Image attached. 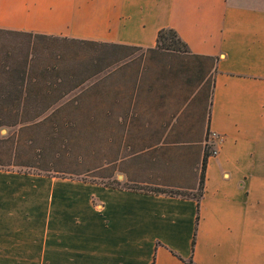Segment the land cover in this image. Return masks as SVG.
Listing matches in <instances>:
<instances>
[{
	"label": "crops",
	"instance_id": "crops-1",
	"mask_svg": "<svg viewBox=\"0 0 264 264\" xmlns=\"http://www.w3.org/2000/svg\"><path fill=\"white\" fill-rule=\"evenodd\" d=\"M0 30L89 42L42 127L103 146V182L35 200L0 170V264H264V0H0ZM205 150L197 209L147 191L194 192Z\"/></svg>",
	"mask_w": 264,
	"mask_h": 264
},
{
	"label": "trees",
	"instance_id": "trees-1",
	"mask_svg": "<svg viewBox=\"0 0 264 264\" xmlns=\"http://www.w3.org/2000/svg\"><path fill=\"white\" fill-rule=\"evenodd\" d=\"M1 34L9 35V32L0 30ZM20 35L26 38L22 48H19V44L18 47L14 44L0 47V129L17 128L18 132L13 142L15 146L23 129H38L52 121L55 110L43 115L71 90L73 75L78 73V63L75 59L86 57L87 51L82 48L89 45V42L66 38L56 39L35 34ZM155 48L178 53L188 52L186 45L171 29L157 31ZM56 78L59 81H56ZM43 79L45 84L42 83ZM70 103L69 100L63 104ZM27 144L34 151V155L23 166L45 173L52 170L53 161L42 163L40 160L43 148L36 147L33 138H28ZM19 147L20 145L14 147L13 152L15 153ZM211 154L209 150L203 152L199 181L194 192L186 193L161 188H150L147 191L182 198L190 197L195 200L197 209L202 196L204 165ZM197 220L196 215L195 223ZM183 263L194 264L190 258L183 260Z\"/></svg>",
	"mask_w": 264,
	"mask_h": 264
},
{
	"label": "rangeland",
	"instance_id": "rangeland-1",
	"mask_svg": "<svg viewBox=\"0 0 264 264\" xmlns=\"http://www.w3.org/2000/svg\"><path fill=\"white\" fill-rule=\"evenodd\" d=\"M25 40L26 38L22 36L1 34L0 47H5L8 44H14L18 47L19 44V48H22ZM34 41L36 40L34 39ZM82 50L87 51V48H82ZM70 111L67 109V113L75 117L81 115L80 112L77 114L75 111ZM16 129H0V170L32 174V200L39 199L38 188L40 183H38L39 179L34 177L35 175L48 179L47 184L103 182V178L99 177L103 172V146L94 143L93 133L91 134L88 129L82 127L64 130H50L43 127L34 130L23 129L15 146L13 142L16 139L15 134L18 132ZM28 138L35 140L36 147L43 148L40 155L42 163L53 161L52 170L45 173L35 168L23 166L34 155V151L28 147ZM19 145V149L14 153L13 148H17ZM209 151L213 152L212 150ZM97 174L98 176H96Z\"/></svg>",
	"mask_w": 264,
	"mask_h": 264
},
{
	"label": "built area",
	"instance_id": "built-area-1",
	"mask_svg": "<svg viewBox=\"0 0 264 264\" xmlns=\"http://www.w3.org/2000/svg\"><path fill=\"white\" fill-rule=\"evenodd\" d=\"M213 153V152H212Z\"/></svg>",
	"mask_w": 264,
	"mask_h": 264
}]
</instances>
